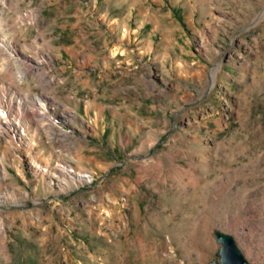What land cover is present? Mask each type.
<instances>
[{
  "label": "rangeland",
  "instance_id": "374dc122",
  "mask_svg": "<svg viewBox=\"0 0 264 264\" xmlns=\"http://www.w3.org/2000/svg\"><path fill=\"white\" fill-rule=\"evenodd\" d=\"M0 264H264V0H0Z\"/></svg>",
  "mask_w": 264,
  "mask_h": 264
},
{
  "label": "water",
  "instance_id": "95a60500",
  "mask_svg": "<svg viewBox=\"0 0 264 264\" xmlns=\"http://www.w3.org/2000/svg\"><path fill=\"white\" fill-rule=\"evenodd\" d=\"M215 241L220 244L219 260L208 264H250L238 250L230 235L216 232Z\"/></svg>",
  "mask_w": 264,
  "mask_h": 264
},
{
  "label": "bare ground",
  "instance_id": "6f19581e",
  "mask_svg": "<svg viewBox=\"0 0 264 264\" xmlns=\"http://www.w3.org/2000/svg\"><path fill=\"white\" fill-rule=\"evenodd\" d=\"M0 229H2V227L0 226Z\"/></svg>",
  "mask_w": 264,
  "mask_h": 264
}]
</instances>
